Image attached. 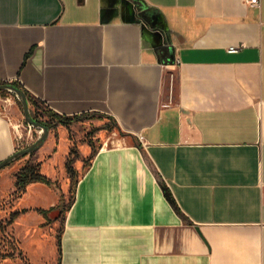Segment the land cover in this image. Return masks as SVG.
<instances>
[{
	"label": "crops",
	"instance_id": "obj_1",
	"mask_svg": "<svg viewBox=\"0 0 264 264\" xmlns=\"http://www.w3.org/2000/svg\"><path fill=\"white\" fill-rule=\"evenodd\" d=\"M15 81L122 132L77 183L59 264H264V0H0ZM17 150L0 113V162ZM20 199L59 203L40 182Z\"/></svg>",
	"mask_w": 264,
	"mask_h": 264
},
{
	"label": "rangeland",
	"instance_id": "obj_2",
	"mask_svg": "<svg viewBox=\"0 0 264 264\" xmlns=\"http://www.w3.org/2000/svg\"><path fill=\"white\" fill-rule=\"evenodd\" d=\"M34 110L45 120L51 109L38 104ZM0 113L13 120L18 150L29 147L44 133L42 127L26 121L22 102L15 92L0 93ZM121 134L113 121L106 117L81 114L67 125L57 124L50 129L43 150L39 148L31 154L19 156L0 168V264H59L63 216L71 205L77 183L98 149L116 144L115 137ZM43 159L52 172L48 177L52 185L40 183L57 193L59 203L49 208H21L20 198L27 187L25 191L18 188L16 175L25 165ZM40 171L43 174L41 164ZM21 209L26 211L10 221L11 213Z\"/></svg>",
	"mask_w": 264,
	"mask_h": 264
},
{
	"label": "trees",
	"instance_id": "obj_3",
	"mask_svg": "<svg viewBox=\"0 0 264 264\" xmlns=\"http://www.w3.org/2000/svg\"><path fill=\"white\" fill-rule=\"evenodd\" d=\"M11 83L14 84L16 87L24 90L23 86L19 82L15 81ZM6 91L7 90H2L0 91V93H5ZM26 94L28 96L27 92ZM28 100L29 103L31 105L33 104L34 107L38 105V103L32 102L30 97H28ZM31 113L35 120L42 123L44 126H47L49 130L54 128L57 124L67 125L70 122L75 121L79 116V115H74V116L61 115L51 109L48 118L43 120L32 107H31ZM33 182H44L48 185H52V181L47 176L41 173L40 163L27 164L24 167H22L16 175V185L18 186V188L21 189V191H25L26 187ZM25 211L26 209L13 211L11 213L10 221H13L16 217H18L22 212Z\"/></svg>",
	"mask_w": 264,
	"mask_h": 264
},
{
	"label": "water",
	"instance_id": "obj_4",
	"mask_svg": "<svg viewBox=\"0 0 264 264\" xmlns=\"http://www.w3.org/2000/svg\"><path fill=\"white\" fill-rule=\"evenodd\" d=\"M2 90H8V91H12V92L16 93V95L18 96V98L22 102L23 111H24L26 121L32 126L42 127L44 129V133L29 147L19 149L14 154H12L8 158L1 161L0 162V168L5 166L6 164L11 162L12 160L16 159L18 156L27 155V154H30V153L36 151L37 149H39L43 145V143L45 142V140L47 139L48 134H49V128L47 126H44L42 123H40L34 119L32 113H31V108H30L28 96L23 89L16 87L12 83L0 82V91H2Z\"/></svg>",
	"mask_w": 264,
	"mask_h": 264
},
{
	"label": "built area",
	"instance_id": "obj_5",
	"mask_svg": "<svg viewBox=\"0 0 264 264\" xmlns=\"http://www.w3.org/2000/svg\"><path fill=\"white\" fill-rule=\"evenodd\" d=\"M247 3L251 6H260L261 0H247ZM239 49V47L232 46L229 48L230 51L235 52Z\"/></svg>",
	"mask_w": 264,
	"mask_h": 264
}]
</instances>
